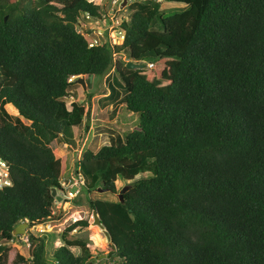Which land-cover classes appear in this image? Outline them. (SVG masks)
I'll use <instances>...</instances> for the list:
<instances>
[{
    "label": "trees",
    "instance_id": "1",
    "mask_svg": "<svg viewBox=\"0 0 264 264\" xmlns=\"http://www.w3.org/2000/svg\"><path fill=\"white\" fill-rule=\"evenodd\" d=\"M166 1L185 7L164 15L161 0H133L122 43L89 46L76 23L101 5L0 0V157L12 180L0 190V264H93L104 254L105 264H264V0ZM113 68L137 122L82 150L74 167L86 195L130 181L122 202L86 196L112 247L71 235L88 226L78 219L49 253L48 232L13 229L61 220L51 190L69 158L53 148L74 144L84 116L83 105L66 106L70 78ZM22 236V247L8 245Z\"/></svg>",
    "mask_w": 264,
    "mask_h": 264
},
{
    "label": "rangeland",
    "instance_id": "2",
    "mask_svg": "<svg viewBox=\"0 0 264 264\" xmlns=\"http://www.w3.org/2000/svg\"><path fill=\"white\" fill-rule=\"evenodd\" d=\"M113 0H94V2L101 4L102 15L99 17H90L83 19V24L86 26L84 36L87 39L98 38L100 41L118 42V31L116 27L117 22L122 19H128L131 9L128 5L133 0H118L115 5L112 3ZM185 7L182 3H175L171 1L161 0L160 10L164 15L172 11L182 10ZM104 14V16H103ZM83 27V26H82ZM84 28V27H83ZM80 29V25L78 26ZM115 39V41H114ZM114 59H117L115 56ZM122 59H126L122 56ZM84 88L77 82L71 91L75 92L74 96L66 97V106L71 109V102L75 101L79 105L84 106V116L82 126L76 131L74 136V144L68 145L60 140L56 141L53 151L56 155H67L68 156V170H72L75 167V162L78 159L80 153L84 149H90L92 151H97L102 145L109 144L112 138L116 135L123 136L124 132L131 130V127L137 122L138 115H131L128 110H126L125 105L120 102L124 91L120 84L114 81V78L119 80L117 73L114 68L110 72L108 77L99 76H84ZM110 82L118 91V96L114 99L108 97ZM24 122L28 123L24 119ZM149 173L138 174L135 179L140 177H145ZM117 184H115V192L106 191L96 187L92 192H90L88 197L95 199H106L111 201L118 200V194L120 190L126 187L130 181L121 180L118 178ZM84 192L76 199L78 203H75L74 199L67 201L66 198L56 200L52 207L54 213H61V220L50 221L43 224L36 225L32 228H25L26 231L29 230L37 235H42L44 232H48L49 235V253L53 249L59 247L63 244L61 240L62 230L78 219H86L88 221V226L85 228H76L70 232L71 235L87 238L93 244L102 247L104 249H110L112 247L110 240L104 233V230L99 227L94 222V217L92 210L89 208L87 203V196ZM100 235L103 239L102 243L96 244L92 236ZM19 236V235H17ZM27 238L25 236L20 237V240L11 241L8 245H17L22 247L25 245ZM26 247L28 244L26 243ZM75 255L80 254V249L78 247H70ZM106 254L93 258L91 261L93 264H105L107 257ZM11 256L14 258L15 253L11 252ZM109 262H111L109 260ZM108 262V264H110Z\"/></svg>",
    "mask_w": 264,
    "mask_h": 264
},
{
    "label": "built area",
    "instance_id": "3",
    "mask_svg": "<svg viewBox=\"0 0 264 264\" xmlns=\"http://www.w3.org/2000/svg\"><path fill=\"white\" fill-rule=\"evenodd\" d=\"M117 1L118 0H113L112 1L113 5H115ZM85 17L89 18V15L86 14ZM118 23L119 22H117V24ZM116 29L119 34L118 40L120 41L118 42L112 41V43H119L122 41L124 37V31L119 26H117ZM82 30L84 31L85 28H82ZM88 42H89L88 43L89 46L98 45L102 43L98 38H90L88 39ZM152 65L153 64L151 62H148L146 64L147 67H152ZM58 183H59L58 195H60L62 199L66 198L67 201H69L82 194L85 185V178L79 170L70 169L67 170L64 174L60 175L58 179ZM11 184H12V180L10 176L9 163L0 157V190L3 189L4 187L10 186Z\"/></svg>",
    "mask_w": 264,
    "mask_h": 264
},
{
    "label": "water",
    "instance_id": "4",
    "mask_svg": "<svg viewBox=\"0 0 264 264\" xmlns=\"http://www.w3.org/2000/svg\"><path fill=\"white\" fill-rule=\"evenodd\" d=\"M125 2H126V1L124 0V3H123V4H125ZM126 67L129 68V69L145 68V64H143V63H136V62H134V61L128 60L127 63H126ZM77 82L80 83V84L83 86V88L85 87V86H84V78H83V76H79V77L77 78ZM127 188H128V186H126V187H124V188H122V189L120 190V193L118 194V200H119V201L122 202V194L126 191ZM100 189H101V188H100ZM51 194L56 198V200H60V199H61V197L58 196V195L56 194V189H52V190H51ZM92 213H93V217H94V222H95L99 227H101V228L104 230V233L106 234V236H107L108 239H109V236H108V234H107V232H106V230H105V228H104V225H103V224L101 223V221H100V218H99L98 213H97L95 210H93ZM26 227H27V222L24 221V222L19 223V224L13 229V235H22V234H24V233H25V228H26Z\"/></svg>",
    "mask_w": 264,
    "mask_h": 264
},
{
    "label": "clouds",
    "instance_id": "5",
    "mask_svg": "<svg viewBox=\"0 0 264 264\" xmlns=\"http://www.w3.org/2000/svg\"><path fill=\"white\" fill-rule=\"evenodd\" d=\"M89 2H92V3H94V4H96V5H101V4H98V3H96V2H94V0H88ZM102 11V10H101ZM86 14H88L89 15V13H84V14H82L81 15V19H80V21H78L77 23H76V26H77V30L78 31H80V33H82L83 35H84V32H85V30H86V26H85V24H83V19H85L86 17ZM102 15V13L100 12V16ZM103 16H104V14H103ZM90 17H93V16H90L89 15V18ZM96 18V17H95ZM79 24H80V29H78V26H79ZM85 28V30L83 31L82 30V28L83 27ZM118 26H119V23H118ZM122 29V28H121ZM123 30V29H122ZM124 31V30H123ZM94 38V37H93ZM87 39V38H86ZM123 39H124V37H123ZM123 39H122V41H123ZM100 40V39H99ZM87 41H88V39H87ZM122 41L121 42H119V43H112V42H110V40H108V41H101L102 43L101 44H103V43H105V42H109V43H111V44H120V43H122ZM89 43V42H88ZM94 46V45H93ZM145 67H146V65H145ZM79 77V76H78ZM78 77H71L70 79H74V78H78ZM84 77V76H83ZM56 194L58 195V190H56ZM58 196H60V195H58ZM61 197V196H60ZM56 199V198H55ZM62 199V198H61ZM76 221V220H75Z\"/></svg>",
    "mask_w": 264,
    "mask_h": 264
}]
</instances>
